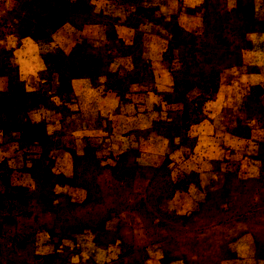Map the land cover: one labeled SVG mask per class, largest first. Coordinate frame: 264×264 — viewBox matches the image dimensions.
Returning a JSON list of instances; mask_svg holds the SVG:
<instances>
[{"label":"rangeland","instance_id":"1","mask_svg":"<svg viewBox=\"0 0 264 264\" xmlns=\"http://www.w3.org/2000/svg\"><path fill=\"white\" fill-rule=\"evenodd\" d=\"M107 73L108 89L92 81ZM162 75L173 92L155 89ZM136 76L150 93L128 91ZM107 93L129 107V131L176 136L162 164L133 148L135 133L112 163L80 170L84 132L122 124L98 108ZM156 98L164 107L139 120ZM162 109L179 124L167 129ZM169 220L180 234L159 244ZM191 254L264 264V0H0V264H195Z\"/></svg>","mask_w":264,"mask_h":264},{"label":"crops","instance_id":"2","mask_svg":"<svg viewBox=\"0 0 264 264\" xmlns=\"http://www.w3.org/2000/svg\"><path fill=\"white\" fill-rule=\"evenodd\" d=\"M111 43H107V44L100 45L97 47L104 49V47H106L107 45ZM88 47L95 48V46H88ZM103 75L104 76H102V78H100L99 80L93 79L92 81L99 87L106 86V88L108 89L110 87L113 74L107 73ZM126 84L129 87L128 89L129 92H131V89H132L140 93L141 92L150 93V91H146L147 90L146 87L148 86V84L144 83L143 80L137 76L126 78ZM153 85L156 86L155 89L160 93L161 91L173 92L175 90L174 89L175 80L171 76H167V75L166 76L162 75V77L156 78V80L153 82ZM115 98H116L115 95L109 94V93L105 95H101V94L98 95V108L100 110L104 109L103 111H108V112L115 111V110L121 111L122 124L121 125L117 124V127L104 125V126L99 127L100 130L92 128V130H88V132H84V134L87 133L91 135L87 139V142H89V144L87 143L88 149L86 152H83V153L77 151L78 154L75 157V160L78 161L77 164L80 170L83 172H85L86 170H89L90 169L89 166L96 167L99 165L112 163L116 154H118L121 150H124L130 147L129 143L131 142L132 137L135 135L136 132L129 131V129L126 126L125 118L130 117V113L127 112L126 109L129 110V107L127 106L125 107V105L118 100L115 101L114 100ZM156 99L152 101L154 103H150L151 104L150 111H144L142 112V114H138L139 120L143 118H149V117L152 118L153 117L152 110L154 108L160 109V105H161V108L164 107L160 98H156ZM112 101L114 105L111 104ZM106 102H109V103L107 104ZM120 107L122 108L121 110L118 109ZM124 111H126V116L124 114ZM236 114H237V111H236ZM160 116L163 120H165L164 124L166 125L167 129L170 127H173L174 125H176V123L179 124L180 113L178 111H175L173 109L171 111H166L162 109V111L160 112ZM236 117L237 115L235 117L232 116V118H236ZM147 123H151V120L147 121L146 124ZM141 128H142V132L138 131L136 133V136H137L136 139H139V140L136 146L133 148L137 150H141L142 152H140V154L143 155V158L146 160L148 159V161H152V163H154L156 166L159 165L161 161H163L162 160L163 156L168 155L170 152L175 150L180 145V142H178L177 138H175L176 136L174 137L172 133L165 134V131H162L161 129L159 130L153 125L151 126L150 124H147V126L141 127ZM124 135H127V136H124ZM148 138L152 139V143H153L149 149L146 148V145H144L145 140ZM166 163L168 165H173L170 162H166ZM154 173L155 175L152 177L154 181L163 180L164 175L162 171L156 170ZM169 175L170 174H167L165 175V177H169ZM159 183H162V181L156 183V185ZM134 195L139 197V195L141 194L136 193ZM180 231L181 229H180L179 222L175 220H169L165 224L157 226L156 229L154 230L156 241L159 244L172 241L173 239H175V237H177L180 234ZM212 231H213V228H206L200 231L201 233L208 232V235H210L208 236L209 238L208 241H206L207 245H211L213 242L212 241L213 239L211 238ZM202 235H205V234H201V236ZM193 242H194V239H193ZM195 244L202 245L203 243L202 244L195 243ZM175 253L176 251L172 250V254H175ZM166 256L168 255L163 256L160 254L159 258H166ZM189 256H190L189 258L191 259L189 261L193 260V263L195 264H198V263L203 264V262H207V264H221L220 259L218 260L216 257H213L212 259V258H209V256L207 257L205 256L204 258L198 257V256L192 257V254ZM186 257H187V254H186Z\"/></svg>","mask_w":264,"mask_h":264}]
</instances>
